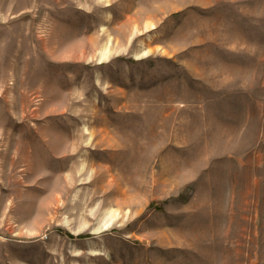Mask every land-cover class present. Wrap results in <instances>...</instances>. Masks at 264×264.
Masks as SVG:
<instances>
[{
	"label": "rangeland",
	"instance_id": "obj_1",
	"mask_svg": "<svg viewBox=\"0 0 264 264\" xmlns=\"http://www.w3.org/2000/svg\"><path fill=\"white\" fill-rule=\"evenodd\" d=\"M0 264H264V0H0Z\"/></svg>",
	"mask_w": 264,
	"mask_h": 264
}]
</instances>
